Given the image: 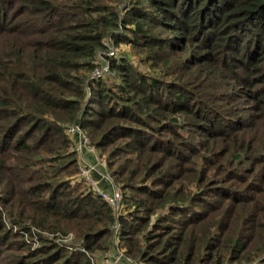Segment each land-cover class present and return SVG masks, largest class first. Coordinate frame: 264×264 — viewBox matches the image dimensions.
<instances>
[{"label": "trees", "instance_id": "16d2710c", "mask_svg": "<svg viewBox=\"0 0 264 264\" xmlns=\"http://www.w3.org/2000/svg\"><path fill=\"white\" fill-rule=\"evenodd\" d=\"M107 38L121 50L95 78ZM263 82L264 0H0V264L112 248L72 123L123 192L127 256L264 264Z\"/></svg>", "mask_w": 264, "mask_h": 264}, {"label": "built area", "instance_id": "2783aa9c", "mask_svg": "<svg viewBox=\"0 0 264 264\" xmlns=\"http://www.w3.org/2000/svg\"><path fill=\"white\" fill-rule=\"evenodd\" d=\"M106 49L96 52V57L102 61L101 65L97 66L92 71L93 77L106 75L110 69V57L116 54L117 47L111 38H107ZM68 133L74 140L73 149L79 155V172L85 180L91 185L92 189L101 197L107 200L111 205L115 214V222L113 228V245L112 248L97 257L98 260L92 258L94 264H147L141 261H136L130 256H127L124 249L121 247L117 232L120 227V214L122 208L123 192L120 186L113 180L110 171L108 170L107 160L102 158L98 153L96 146L92 143L89 135L85 132L82 126L78 123H72L67 128ZM70 238V237H69Z\"/></svg>", "mask_w": 264, "mask_h": 264}, {"label": "rangeland", "instance_id": "374dc122", "mask_svg": "<svg viewBox=\"0 0 264 264\" xmlns=\"http://www.w3.org/2000/svg\"><path fill=\"white\" fill-rule=\"evenodd\" d=\"M192 44V43H191ZM117 47V46H116ZM124 48H126L127 46L124 44V46H123ZM119 50H121L120 49V47H117V49H116V54L119 52ZM115 54V55H116ZM264 83V82H263ZM231 87H234L235 89H238V95L240 94V99L238 100L239 102H242V103H244V105H250V104H252L253 102H252V100H251V97L249 96V94L247 95V94H244V93H242L241 91L242 90H245V89H243L242 87L243 86H241L239 83H237V82H235V81H233L232 83H231V85H230ZM260 86H262V85H260ZM220 92H226L225 90H219ZM229 93H231V92H229ZM242 94V95H241ZM225 96V95H224ZM222 104H224L223 103V101H222ZM234 106H236V107H239L240 105L239 104H237L236 102L234 103ZM91 139V138H90ZM94 144V143H93ZM97 148V147H96ZM97 151H98V153L102 156V158H104V159H106V157H105V155H102L100 152H99V150L97 149ZM107 160V159H106ZM107 166H108V160H107ZM109 170V169H108ZM110 171V170H109ZM79 175L80 176H82L81 174H80V172H79ZM83 177V176H82ZM91 186V185H90ZM39 229H36V233H39ZM45 235H47L46 233H44ZM47 236H52V237H54L55 239H56V241H61V242H69L70 240H69V236H63V235H56V236H54L53 234L52 235H47ZM32 246H34V247H36V246H38L39 244H40V242L38 241V238H33L32 239ZM94 260H98V262H99V259L97 258V257H95L94 258Z\"/></svg>", "mask_w": 264, "mask_h": 264}]
</instances>
